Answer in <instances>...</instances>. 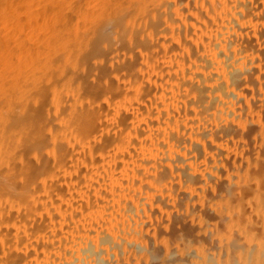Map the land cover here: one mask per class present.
I'll return each instance as SVG.
<instances>
[{"label":"bare ground","instance_id":"1","mask_svg":"<svg viewBox=\"0 0 264 264\" xmlns=\"http://www.w3.org/2000/svg\"><path fill=\"white\" fill-rule=\"evenodd\" d=\"M133 1L135 14L118 18L117 30L137 57L122 61L121 39L119 52H105L106 61L115 64L108 75L112 83L104 85L106 106L83 97L80 84L65 89L77 78L68 68L61 72L65 62L57 60L62 67L50 75L56 76L54 107L61 114L58 123L48 125L55 158L47 159L37 147L43 162L38 158L32 165L23 154V180L9 161L15 166L18 154L11 137L18 128L11 117L16 86H2L14 73L0 79V89L8 93L0 100V264H264V0ZM83 15L74 20L80 22L74 25L76 41L72 34L76 46L71 39L65 44L71 57L73 51L85 54L90 44L78 35L89 29ZM118 69L124 84L113 82ZM23 86L25 94L32 93L31 86ZM85 96V105L77 107ZM26 97L14 105L23 101L28 111ZM24 126L20 135L33 144L36 132L28 121ZM67 137L72 147L65 146Z\"/></svg>","mask_w":264,"mask_h":264},{"label":"rangeland","instance_id":"2","mask_svg":"<svg viewBox=\"0 0 264 264\" xmlns=\"http://www.w3.org/2000/svg\"><path fill=\"white\" fill-rule=\"evenodd\" d=\"M2 1L3 0H1L0 2L2 3ZM15 3H13L12 2V0H11V4H9V2L8 3H5L4 1V4H3V7H4V9L6 10L7 8V10L5 11L4 10V12L2 11L3 10V7L2 8H0V15L1 14H4V15H2V17L0 16V49L1 50H3L2 51V53H0V56H2V57H0V65H1V63L3 62V65H2V67H0L1 69H0V79L2 80H4L5 78H3V77H6V76H9L8 78L6 77V79H5V81H6V85H4L5 84V82L4 83H2L3 82V80H2V82H1V80H0V88H3L2 86H4V88L6 87V89H12V88H14L15 86V90L13 91V96H15L16 98L14 99V103L12 104V106H11V109H14L13 111L11 110V112L12 113H14V114H12V118H14V119H12V122H14V127H16V125L18 126V128H16V131L12 134V144H13V148L14 147H16L15 149H13V151L15 152V154H16V151L18 152V154H16V155H14V162H16V163H18L17 165H16V163H15V166H14V164H12V161L11 160H9L10 162H11V166H12V168L13 169H15V170H18V171H16V174H18L16 177L18 178V177H20V178H18V179H21L23 176L21 175V173H20V171L22 170V168H24V167H22V166H24L23 164H25V156L27 157V160L29 161V159H30V163H32V165H38V163H39V160H38V158L40 159V161H41V158L39 157V156H37V154H36V152H34V150L37 148V147H39V149L40 150H43V148H44V150H43V152H41L42 153V155L44 154V156L45 157H47V159H51L52 158V160H54V156H55V154L54 153H52V151H50V147H52V144H53V138L52 137H50V133H51V136H52V129H51V126L50 127H48V125L49 124H51L52 122H57L58 123V121H59V115L61 114H59V112H57L58 110V107H54V103H57V89H56V86L54 85V84H56L55 82V80H56V76L53 78V77H51V75H52V72H53V76H54V74H58V69H59V67L61 66V64L63 63V62H65L66 63V66L67 67H64L65 66V63H64V65H62L61 67L63 68L62 70H61V72H63V70H66L67 68L69 69V71L70 72H72V73H74V75L76 76V78H77V82L75 81L74 83H72V82H70L69 84V86L67 85V86H65V89H67L68 87H71V85L72 84H80L81 85V88L82 89H84L83 91H84V93L85 94H83L82 96L84 97V95H86L87 96V98H89V101L90 102H92V101H98V102H100L102 105H104V106H106L107 104H108V101L105 99V98H103V97H105V95H106V93H107V88H105L104 87V85H106V84H109V83H112V79L109 77L110 76V74H109V72H111V71H114V63L112 62V61H110V60H107L106 61V56H105V52L106 51H111V52H119L118 51V49H119V44L120 43H125L126 44V51L125 52H123L124 54H125V56H124V54H122V52H119V53H121L120 54V57H122V61L124 60V62H125V60L126 61H128L129 62V56L131 55L132 57L130 58V60H133L132 58H133V54H134V58H136L137 57V54H135L134 53V50L133 49H130V40L127 42L126 41V39L125 38H119V37H122V35L119 33V30H117V27H118V24L117 23H119L120 21H119V19L118 18H123V17H126V18H131V15H132V13L133 14H135V11H136V8L137 7H134V6H136L135 4H137L136 2H134L133 0H113L114 2H116V3H114V4H109V2L110 3H112V0H102L101 2L102 3H100V1L98 0H96L97 1V5H96V1L95 0H28V2H27V0H13ZM26 1V2H25ZM29 1L31 2V3H29ZM33 1V2H32ZM60 1V2H59ZM95 1V2H94ZM107 1V2H106ZM146 1H148V0H146ZM66 2V3H65ZM87 2H88V4H87ZM91 2V3H90ZM105 2V3H104ZM138 2V1H137ZM0 3V5H2ZM28 3V4H27ZM43 3V4H42ZM92 3H95V4H93L92 6L90 5V4H92ZM134 3V4H133ZM7 4H9V6L7 5ZM22 4V5H21ZM57 4V5H56ZM60 4V5H59ZM98 4H101V5H98ZM5 5V6H4ZM7 5V6H6ZM14 5V6H13ZM17 5V6H16ZM74 5V6H73ZM90 7H89V6ZM95 5L97 6V8H95ZM102 5L103 6H105V8L104 7H102ZM107 5V6H106ZM129 5H130V7H129ZM13 6V7H12ZM40 6V7H39ZM99 6H100V9H102V11H100V9H99ZM6 7V8H5ZM30 7V8H29ZM71 7V8H70ZM87 7V8H86ZM102 7V8H101ZM128 7H129V9H128ZM14 8H16V10L14 9ZM27 8V9H26ZM44 8H46V9H44ZM58 8V9H57ZM86 10H85V9ZM93 10H91V9ZM104 8V9H103ZM2 9V10H1ZM13 9V11L14 12H12L11 10ZM26 9V10H25ZM29 9H31L30 11L31 12H28L29 11ZM80 9V10H79ZM82 9V10H81ZM99 9V10H98ZM134 9V10H133ZM14 14H10V11ZM33 10V11H32ZM46 10V11H45ZM63 10V11H62ZM78 10H79V13H78ZM88 10V11H87ZM105 10V11H104ZM18 11V12H17ZM81 11V12H80ZM96 11H99V12H96ZM112 11V12H111ZM117 11V12H116ZM8 12V15L6 14ZM35 12V13H34ZM91 12H92V14H91ZM93 12H95L94 14H93ZM105 12V13H104ZM19 13V14H18ZM39 13V14H38ZM42 13H43V15H42ZM45 13V14H44ZM52 13V14H51ZM57 13V14H56ZM78 13V14H77ZM81 13V14H80ZM104 13V16L103 17H101L102 16V14ZM107 13H109V14H107ZM116 13H118L117 15H115V17H116V19L114 18V16H112V15H114V14H116ZM48 14H49V16H48ZM51 14V15H50ZM56 14V15H55ZM68 15V17H69V19L68 18H66L67 16L66 15ZM80 14V15H79ZM82 14H85V16L83 15V17H85V18H83L84 20H88V21H90L89 23H88V21L86 22V23H88V27H89V29L87 28V30H89L87 33L85 32V31H87L86 29H84V33L83 32H80V33H78V35H80L81 34V39H83V40H81V41H84V39H85V37H86V39H85V41L86 40H88V39H90L88 42L91 44H89V47H88V49L86 50L87 52H85V54H82L83 55V58L82 57H80V56H78V55H81L80 53L78 54V52L76 51V53H75V51H73L74 52V54L76 55V56H78V57H80L81 59H80V61H79V58H78V61H77V59H76V61H77V63L79 64L81 61V63L79 64L80 66H79V68H78V65H77V63L75 62V60H74V58H76V56H74V54H73V52H72V57L69 55L70 53H69V51H68V49L71 51L72 50V48H74L75 46H76V44H77V42H75L76 40H75V35L77 34V32H79V27L77 28V25L75 26V28H74V25L77 23L78 25H79V21L82 19ZM86 14H88V15H86ZM90 14H91V16H90ZM105 14H107V15H110L111 16V18H112V20H111V18L109 17V16H107V15H105ZM11 15V16H10ZM17 15V16H16ZM48 16V18H50V19H46V17ZM57 15L59 16V18L57 17ZM94 15L96 16H98V18H97V16H96V18H94ZM122 16V17H117V16ZM127 15V16H126ZM3 16H5V18L7 17V18H9V19H5ZM32 16V17H31ZM37 18H36V17ZM38 16H39V18H40V20L41 21H39V18H38ZM60 16H62L61 18H60ZM78 16V17H77ZM88 16V17H87ZM93 16V17H92ZM99 16H100V18H99ZM13 17V18H12ZM57 17V18H56ZM91 17L93 18V19H91ZM107 19H106V18ZM30 18V19H29ZM43 18V19H42ZM54 18V19H53ZM56 18V19H55ZM64 18V19H63ZM75 18H77L78 20L77 21H74L75 20ZM102 18V19H101ZM18 19V20H17ZM33 19V20H32ZM54 21H53V20ZM57 19H60V20H58V22H56V20ZM66 19V20H65ZM90 19V20H89ZM106 21H105V20ZM113 21L112 23H111V21ZM113 19H115V20H113ZM118 19V20H117ZM5 20L6 21H8V22H5ZM15 20H17V21H15ZM37 20V21H36ZM45 20V21H44ZM62 20H63V22H62ZM64 20H65V23H64ZM93 20V21H92ZM121 20V19H120ZM14 21V22H13ZM43 21V22H42ZM47 21V22H46ZM67 21V22H66ZM91 21L92 22H94V23H92V24H90L91 23ZM46 22V23H45ZM51 22V25L49 24ZM56 22V23H55ZM74 22V23H73ZM76 22V23H75ZM79 22V23H78ZM10 23V24H9ZM101 23V24H100ZM14 24V25H13ZM19 24V25H18ZM46 24H47V26H46ZM94 24V25H93ZM38 25H39V27H38ZM41 25V26H40ZM44 25V26H43ZM71 25H73L72 27L73 28H71ZM92 25V27H90ZM116 25V26H115ZM31 26V27H30ZM52 26H53V28H52ZM16 27V28H15ZM42 27V28H41ZM44 27V28H43ZM56 28V29H55ZM73 29V31L71 30V29ZM77 31H76V30ZM23 30V31H22ZM32 30V31H31ZM42 30V31H41ZM54 30V31H53ZM57 30V31H56ZM35 31V32H34ZM54 33H53V32ZM68 32V33H66V32ZM72 32V33H70V32ZM76 31V34L74 33ZM83 31V30H82ZM8 33V34H7ZM13 33V34H12ZM16 33V34H15ZM28 33V34H27ZM53 33V34H52ZM70 33V34H69ZM118 33L120 34V35H118ZM3 36H2V35ZM9 34H10V36H9ZM51 34V35H50ZM65 34H67V35H64ZM72 34H74L73 36H74V38L72 37ZM6 35H7V37H6ZM12 35V36H11ZM15 35H16V37H15ZM30 35V36H29ZM61 35V36H60ZM69 35V36H68ZM84 35V36H83ZM85 35H87V36H85ZM113 36L114 38H115V40L113 41V43L112 42H110V36ZM13 36H14V39H12L13 38ZM18 36V37H17ZM56 36V37H55ZM67 36V38L65 39V37ZM119 36V37H118ZM3 37H5V38H3ZM22 38L21 40H20V38ZM47 37V38H46ZM50 37V38H49ZM62 37H64V40L63 39H61ZM16 38V39H15ZM19 40H18V39ZM32 38V39H31ZM40 40H39V39ZM72 38L75 40H72ZM88 38V39H87ZM5 39H7V40H5ZM30 39H31V41H30ZM62 41H61V40ZM73 41H71V40ZM117 39V40H116ZM118 39H119V41H118ZM123 40V41H121V40ZM17 40V41H16ZM58 40H60V41H58ZM69 40V41H68ZM7 41V42H6ZM25 42L26 41V43H25V45L23 44V43H19V42ZM37 41L39 42L38 44H37ZM62 42V44L64 43V45H62L63 47H65L64 49L62 48L61 49V47L62 46H60L61 45V43H58V42ZM121 41V42H120ZM3 42V43H2ZM57 42V43H56ZM66 42H68V43H66ZM71 42L73 43L72 44V46L73 45H75V46H73L72 48H71V46H70V48L69 47H67L68 45H70L71 44ZM118 42H120V43H118ZM6 44V45H5ZM20 44H23L24 45V47L26 46V45H28V46H26L25 48H27V47H29V46H31L33 49H31L30 47V49H28V51H27V49H24V47H22L23 45H21V46H19ZM57 44H59V45H57V47L58 48H56L55 47V49L52 47V46H56ZM65 44L67 45V46H65ZM1 45H2V47H1ZM10 45V46H9ZM38 45V46H37ZM41 45H42V47H41ZM44 45V46H43ZM111 45H113L112 47H111ZM118 45V46H117ZM5 46V47H4ZM8 46V47H7ZM37 46V47H36ZM40 46V47H39ZM49 46V47H48ZM129 46V47H128ZM19 47H21V51H20V49H19ZM39 47V48H38ZM108 47H110L111 48V50H110V48H108ZM114 47H115V49H114ZM117 47H118V49H117ZM37 48V49H36ZM50 48L51 49H53L52 51H54V53H51L50 52ZM13 51H12V50ZM19 49V50H18ZM24 49V50H23ZM39 49H42L41 50V52L43 51H45L44 53L42 52H39L40 50ZM60 49V50H59ZM114 49V50H113ZM30 50V51H29ZM36 50L38 51L37 53H36ZM65 50L66 51V53H65V51L63 52V51ZM130 50V51H129ZM7 51V52H6ZM20 51V52H19ZM23 51H24V56H23ZM25 51H27V52H32V51H35V52H33V54H29L28 53V56H27V52L25 53ZM68 51V52H67ZM1 52V51H0ZM21 53V54H19V53ZM46 52H50V53H46ZM58 52V53H57ZM115 52V53H116ZM133 52V53H132ZM12 53V54H11ZM15 53V54H14ZM39 53H41V54H39ZM55 53H57L56 54V56H53V55H55ZM102 53V54H101ZM130 53V54H129ZM7 54V55H6ZM41 55V57H40V59H38V57H39V55ZM129 54V55H128ZM4 55V56H3ZM16 55V56H15ZM17 55H19V56H17ZM49 55V56H48ZM81 55V56H82ZM128 55V56H127ZM23 56V58H25V59H29V63L25 60V59H23V58H21L22 59V61L23 60H25V61H23V65H21V62L22 61H19V60H21L20 59V57H22ZM30 56H33V57H31L30 58ZM37 56V57H36ZM42 56H44L43 58H42ZM59 57V58H56V57ZM70 57V59L69 58H67V57ZM99 56V57H98ZM10 57H14L13 59L12 58H10ZM35 57H36V59H38V60H36L35 59ZM47 57V58H46ZM52 57V58H51ZM105 57V58H104ZM125 57V58H124ZM129 57V58H128ZM42 58V59H41ZM44 58H46L45 59V61L43 60ZM51 58V59H50ZM56 58V59H55ZM4 61H3V60ZM11 59V60H10ZM19 59V60H18ZM34 59V60H33ZM61 60V59H63V60H61V62L60 61H57V60ZM128 59V60H127ZM6 60V61H5ZM12 61L11 63L10 62H8V61ZM41 60V61H40ZM50 60H52L51 62H49ZM20 62V63H16V62ZM34 61V63H32ZM55 61H56V64L58 63V66H56L55 65ZM107 63H105V62ZM25 62H27L26 64H24ZM37 62H44L43 64L42 63H37ZM46 62H49L50 64V66H51V69H50V66H48V63H46ZM108 62H109V64H108ZM127 62V63H128ZM131 62V61H130ZM9 63H10V65H9ZM59 63H61V64H59ZM126 63V64H127ZM13 64V65H12ZM28 64V65H27ZM45 64V65H44ZM111 64V65H110ZM6 65H7V67H6ZM34 65H36V66H34ZM42 65V66H41ZM53 65V66H52ZM110 65V66H109ZM24 66H26V68L24 67ZM41 67V68H39V67ZM48 66V67H47ZM75 66H77L76 68H75ZM94 66V67H93ZM107 66V67H106ZM109 66V67H108ZM7 69H6V68ZM8 67H10L9 69H8ZM20 67H22L21 68V70H20ZM36 67H38V68H36ZM42 67H44L43 69H47V68H49L48 69V71L46 70V71H44V70H42ZM47 67V68H46ZM54 67V68H53ZM6 70H5V69ZM26 70H25V69ZM4 69V70H3ZM12 69V70H11ZM23 69V70H22ZM35 69V70H34ZM39 69H41L42 71H38ZM52 69H54V71H52ZM57 69V70H56ZM36 72H34V71ZM88 70V71H87ZM3 71V72H2ZM9 71H11L12 73H14L13 75H10V74H7L6 72H8V73H11V72H9ZM24 73H23V72ZM51 71V72H50ZM56 71H57V73H56ZM30 72H31V74H30ZM42 72V73H41ZM43 72H46L44 75H41V74H43ZM101 72V73H100ZM4 73H6V74H4ZM11 73V74H12ZM27 73V75L28 74H30V76H26L25 74ZM32 73H34V74H32ZM50 73H51V75H50ZM118 73L119 74H116V76L117 77H115V79H114V81L113 82H116L117 84H124V82L126 83V78L124 79V77H122L121 76V74H120V71H119V69H118ZM64 74H66V73H64ZM2 75V76H1ZM4 75V76H3ZM6 75V76H5ZM16 75H17V77H16ZM19 75V76H18ZM23 75L25 76V78L23 79ZM34 75V77H33V80L35 79L36 80V82H38L39 83V85H40V88L42 89H39V85H38V83H36L35 81H33V80H31L32 78V76ZM36 75V76H35ZM109 75V76H108ZM43 76V77H42ZM83 76V77H82ZM29 77V78H28ZM36 77V78H35ZM41 78V82H39L38 81V79L37 78ZM68 75H67V78H66V76H65V78H66V80L68 79ZM91 77V78H90ZM15 78V79H14ZM20 79L21 81L23 80L24 82H22V83H24L23 85H22V83H20L21 81H19V84L20 85H18V84H16V83H18V82H15V80H17V79ZM28 78V79H27ZM83 78V79H82ZM9 79H10V81H9ZM14 79V80H13ZM30 79V80H29ZM96 79V80H95ZM13 81V83H11L12 81ZM27 80H28V82H27ZM43 80H45L44 82H43ZM10 83H9V82ZM29 81H33L35 84H37L38 85V87H37V85H35V84H33V83H31V85L30 84H27V83H29ZM103 81V83H101ZM108 82V83H106V82ZM110 81V82H109ZM118 81V82H117ZM43 82V83H42ZM3 85H2V84ZM7 83H9V84H7ZM42 85H41V84ZM106 83V84H105ZM15 84V85H14ZM30 87L31 86V91H32V93L31 92H29V90H27V97H26V94L24 93V91L22 90V89H20L21 88V86H23V89L24 88H26V89H28V87H27V85ZM77 84L75 85V86H72L73 88L74 87H76L77 86ZM96 84V85H95ZM2 85V86H1ZM13 85V86H12ZM48 85V86H47ZM100 85V86H99ZM34 86H36V87H34ZM7 87H9V88H7ZM12 87V88H11ZM17 87H19V88H17ZM45 87V88H44ZM67 87V88H66ZM71 87V88H72ZM18 89V91H17V89ZM33 88L35 89V91L33 90ZM37 88V89H36ZM20 89V90H19ZM13 90V89H12ZM36 90H37V92H36ZM39 90H40V92H39ZM2 91L3 90H1L0 89V93L4 96H2L1 98H0V100H3V99H5V97H7V95H8V93H6L7 92V90H5V91H3V93H2ZM23 91V92H22ZM16 92V93H15ZM22 94L21 95V98H20V93ZM93 92H95V93H93ZM18 93H19V95H18ZM92 93V94H91ZM6 94V95H5ZM16 94V95H15ZM25 94V96H23ZM31 94V95H30ZM67 95H65V99L67 100V102H68V99H67V96L69 97V92H67L66 93ZM94 94V95H93ZM30 95V97H28ZM92 95V96H91ZM86 96H85V98H86ZM24 97H26L28 100H30L29 101V103H30V105H29V107H28V111L26 110L27 109V107L24 109V108H22V107H24V102L23 101H21V103L19 102L18 104H21V105H19V106H15L16 104H15V101L17 100H23V98ZM51 97V98H50ZM96 99H94V98ZM101 97V98H100ZM3 98V99H2ZM19 98V99H18ZM31 98V99H30ZM87 98L84 100L83 98H82V100L84 101H82V100H80V102L78 103V105H77V107L79 106V105H81V106H79V107H82L83 106V104L85 105V101H87ZM94 99V100H93ZM106 101V102H105ZM3 102V101H2ZM2 102L0 101V106H1V104H2ZM17 103V102H16ZM23 103V104H22ZM107 103V104H106ZM15 104V105H14ZM17 104V105H18ZM68 104L66 103V106H67ZM13 106H15V108H13ZM17 107V108H16ZM19 107H20V109H19ZM68 107V106H67ZM67 107H65V108H67ZM56 108V109H55ZM17 109V110H16ZM19 109V110H18ZM22 109V110H21ZM21 110V111H20ZM44 110V111H43ZM57 110V111H56ZM28 112V113H27ZM63 112H65V110H63ZM40 114V115H39ZM31 116H33V117H31ZM38 117V118H37ZM42 118V119H40V118ZM29 118V119H28ZM33 119L35 120L34 122H35V124L33 123ZM14 120V121H13ZM39 120H41V122L39 121ZM44 120V121H43ZM27 121L30 123V126H31V128H30V130H32L33 132H36V137H35V140H33L32 142H34L33 144L32 143H30L31 141H29V138H23L22 137V135H20L21 133H20V130H23L24 129V131H26L25 130V128H27V127H25L24 126V124H26L27 123ZM36 121H39L40 123H41V125H40V123L39 122H36ZM16 122V123H15ZM18 123V124H17ZM44 124H46L45 126H44ZM20 125H21V127H20ZM33 125H39L40 127L38 128V126H37V128L35 127V126H33ZM42 127V128H41ZM47 127V128H46ZM20 128V129H19ZM19 129V130H18ZM37 130V131H36ZM44 130V131H43ZM19 132V133H18ZM29 133V135H30V131L28 132ZM49 133V134H48ZM19 134V135H18ZM40 135H42V136H40ZM16 136H19V137H16ZM41 137V138H40ZM43 137V138H42ZM19 139V140H18ZM26 140V141H25ZM42 141L43 142V145H42V143H41V147H40V145H37L38 144V142L37 141ZM50 140V142H48ZM68 140H71L70 139V137H67L66 138V142L68 141ZM20 141V142H19ZM25 141V142H24ZM72 141V140H71ZM71 141H69L70 143H71V145H69L70 147H72V145H73V143L71 142ZM17 142V143H16ZM18 142H19V144H18ZM36 142V143H35ZM69 142H67V145L65 144V146L66 147H68V144H69ZM15 143H16V145H15ZM28 144L29 145V147L26 145V144ZM30 143V144H29ZM51 144V145H50ZM23 145H25V146H23ZM32 145V146H31ZM36 145V146H35ZM28 148H27V147ZM22 147H24V148H22ZM32 147H33V149H32ZM19 148V149H18ZM35 148V149H34ZM13 152V153H14ZM24 152V153H23ZM25 153H27V154H25ZM29 153V154H28ZM23 154H25V156L23 155ZM41 155V154H40ZM49 155V156H48ZM23 156V157H22ZM43 156V157H44ZM50 157V158H49ZM15 159H16V161H15ZM43 160V159H42ZM8 161V162H9ZM10 162L9 163H7V165L9 166V167H11L9 164H10ZM13 162V163H14ZM41 162H43V161H41ZM37 163V164H36ZM19 165V166H18ZM21 166V167H20ZM19 167H20V170H19ZM17 168V169H16ZM20 173V174H19ZM22 177H21V176ZM21 180H23V179H21ZM23 182V181H22ZM19 186V185H18ZM20 188V187H19ZM13 212H14V210H13ZM0 219H1V216H0ZM8 227H9V224H8ZM10 229V228H9Z\"/></svg>","mask_w":264,"mask_h":264}]
</instances>
